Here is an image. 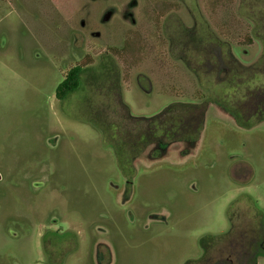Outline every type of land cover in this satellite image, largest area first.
<instances>
[{
	"label": "rangeland",
	"instance_id": "374dc122",
	"mask_svg": "<svg viewBox=\"0 0 264 264\" xmlns=\"http://www.w3.org/2000/svg\"><path fill=\"white\" fill-rule=\"evenodd\" d=\"M232 57L240 74L263 68L264 0H0V264H43L42 250L61 264H199L246 206L264 223V125L209 111L191 155L173 145L128 167L151 148L128 115L198 103L193 75L219 74L229 107ZM75 66L78 88L57 99Z\"/></svg>",
	"mask_w": 264,
	"mask_h": 264
},
{
	"label": "flooded vegetation",
	"instance_id": "af4514ba",
	"mask_svg": "<svg viewBox=\"0 0 264 264\" xmlns=\"http://www.w3.org/2000/svg\"><path fill=\"white\" fill-rule=\"evenodd\" d=\"M213 60L214 68L220 73L221 50L219 45L216 46ZM230 61L229 82L223 89L229 107L223 105L218 99L220 98L218 93L222 91L219 74L214 77L193 75V79H196V84L201 89V92L196 94V97L201 99V101L188 103L176 99V101L169 103L154 116L137 117L155 120L152 128H149L150 131L140 128L136 129L137 140L141 146L138 148L140 150L142 147L144 149L147 146L151 148L147 155H139V153L132 155L130 159L132 163L128 167L132 169L134 161L162 159L168 156L169 148L173 145L179 147L177 152L179 157L191 155L201 139L205 118L209 111L228 118L238 130L248 131L264 125V59L261 62L263 68L254 70L250 75L238 73V65H244L238 59L232 57ZM184 64L190 70L189 63L184 62ZM246 66H254V62ZM193 68H191L192 71H194ZM67 73L60 83L65 80ZM183 78L174 73L169 74L166 79L168 91L175 94L173 89L179 86L180 88L182 87L179 84H175ZM163 127L165 130L162 129ZM124 162H127V160ZM126 167L123 163L122 172ZM241 170L244 171L243 176H237L236 170H234L232 171V178L241 184H245L249 180L252 171L246 168ZM125 183L127 184V181ZM244 188V186L240 187V189ZM209 240L211 241H208V245H204L202 248L203 255L198 259L199 264H257L259 258L264 256V223L257 214H252L251 210L246 206L238 222L231 220L228 231L222 235L211 237ZM67 250L65 251L66 254L74 252L73 248ZM211 252H214V255H211ZM42 255L44 257L43 264H61L59 255L49 262L46 261V255L43 250Z\"/></svg>",
	"mask_w": 264,
	"mask_h": 264
},
{
	"label": "trees",
	"instance_id": "16d2710c",
	"mask_svg": "<svg viewBox=\"0 0 264 264\" xmlns=\"http://www.w3.org/2000/svg\"><path fill=\"white\" fill-rule=\"evenodd\" d=\"M80 71H81V67L75 66L67 73L65 80L62 83H60V85H58L56 88L55 95H56L57 99L63 100L67 96V94H69L70 92H72L78 88ZM130 121H132V123H130ZM154 122H155L154 119H143V118L132 117L129 115H128L127 121H126V123L133 124L134 126H136V129H138V128L146 129L147 131H150L149 128H152V125H154ZM162 129L165 130L164 127ZM114 130H115V127H114ZM114 137H115V134H114ZM116 138H117V136L114 139H112V138L111 139L115 141ZM116 142H118V141H115V143ZM114 147H115V145H114Z\"/></svg>",
	"mask_w": 264,
	"mask_h": 264
},
{
	"label": "water",
	"instance_id": "95a60500",
	"mask_svg": "<svg viewBox=\"0 0 264 264\" xmlns=\"http://www.w3.org/2000/svg\"><path fill=\"white\" fill-rule=\"evenodd\" d=\"M111 14H112L111 11H107V12L103 15V17H102V21H103V22L108 21L109 18L111 17ZM0 178H1V177H0Z\"/></svg>",
	"mask_w": 264,
	"mask_h": 264
}]
</instances>
